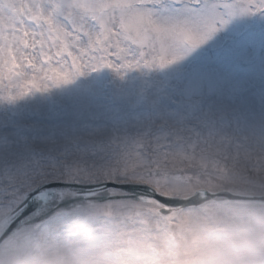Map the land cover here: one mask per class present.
I'll list each match as a JSON object with an SVG mask.
<instances>
[{"label": "snow or ice", "instance_id": "6c2138e0", "mask_svg": "<svg viewBox=\"0 0 264 264\" xmlns=\"http://www.w3.org/2000/svg\"><path fill=\"white\" fill-rule=\"evenodd\" d=\"M264 0H0V264H264Z\"/></svg>", "mask_w": 264, "mask_h": 264}, {"label": "rangeland", "instance_id": "374dc122", "mask_svg": "<svg viewBox=\"0 0 264 264\" xmlns=\"http://www.w3.org/2000/svg\"><path fill=\"white\" fill-rule=\"evenodd\" d=\"M259 228H260L261 242L264 243V222H260ZM246 264H261V261L260 260L250 261V262H246Z\"/></svg>", "mask_w": 264, "mask_h": 264}, {"label": "bare ground", "instance_id": "6f19581e", "mask_svg": "<svg viewBox=\"0 0 264 264\" xmlns=\"http://www.w3.org/2000/svg\"><path fill=\"white\" fill-rule=\"evenodd\" d=\"M22 264H43V262L40 259H30L27 261L22 262Z\"/></svg>", "mask_w": 264, "mask_h": 264}]
</instances>
